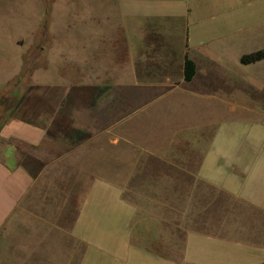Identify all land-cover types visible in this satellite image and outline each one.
<instances>
[{
  "label": "crops",
  "instance_id": "0c3cea01",
  "mask_svg": "<svg viewBox=\"0 0 264 264\" xmlns=\"http://www.w3.org/2000/svg\"><path fill=\"white\" fill-rule=\"evenodd\" d=\"M2 1L7 4L5 10H9L11 0H0V30ZM216 2L210 6L192 4L190 0H90V20L79 23L85 38L76 39L79 45L75 50L71 48L75 54L72 61H66L56 73L45 67L36 70L18 104L0 119V264H143L140 256H130L129 242L134 233L142 239V248L146 243L162 246L156 244V237H171L172 245H165L162 253H168L164 258L169 264L175 263L170 258L171 253L175 255L177 236H184L187 245L185 264H232L229 260H234L233 264L264 263V240L257 238L263 235L261 231L251 233L248 241L238 238L247 236L245 230L200 234L228 238L207 244L209 249L200 252L209 258L196 260L189 245L192 234L177 228L175 210L168 209L163 213L168 221L156 225L151 222L152 214L138 218L139 212L133 211L132 216L129 213L131 202L126 190L130 158L133 165L139 162L142 177L156 172V188L186 187L193 171L204 169L205 156L193 169V156L157 150L163 153L160 155L139 147L129 125L143 115L145 120L160 117L164 107L176 109L189 101L197 105L207 103L209 86L213 85L207 59L215 66L223 57L220 53L217 58L211 56V40L206 36L209 29L213 34L224 27V21L219 22L215 12L240 11L248 3L255 4L251 6L255 14L264 12V0ZM25 8L35 11L34 20L31 16L26 22L31 34L17 35L16 42L29 44L31 51L33 45L41 43L39 49L45 56L42 66L46 65L49 52L64 59L67 50L54 47L64 25L59 19L43 20L52 10L42 0H25ZM40 29L44 30L43 35H38ZM80 52L84 55H78ZM25 56V52L14 53L2 63L0 50V94L25 67ZM187 58L196 65V73L189 81L185 78ZM40 72L50 75L41 80ZM61 141L75 146L62 151ZM18 145L40 154L23 156ZM136 152L143 156L140 160H134L138 157ZM72 170L78 171L77 176L69 178L67 172ZM200 178L209 182L202 174ZM79 188L87 189L82 196ZM98 192L107 194L105 203L110 204L111 210L103 217L97 209L96 217L106 218V229L121 237L116 247L96 243L87 232L77 228L91 197ZM163 202L191 204L192 200L156 195V203ZM66 209L77 212L68 225ZM241 243L248 245V262H241L240 254L236 256L233 250ZM97 253L104 262L96 261ZM152 262L156 264V258Z\"/></svg>",
  "mask_w": 264,
  "mask_h": 264
},
{
  "label": "rangeland",
  "instance_id": "374dc122",
  "mask_svg": "<svg viewBox=\"0 0 264 264\" xmlns=\"http://www.w3.org/2000/svg\"><path fill=\"white\" fill-rule=\"evenodd\" d=\"M190 1L192 4L202 3L210 6L217 3V0ZM8 3L9 10H5L7 4L2 1L4 9L0 30L2 63L6 61L7 57L11 58L14 53L25 52L26 56L23 60L25 67L9 81L8 85L2 88L0 94L1 120L18 104L32 81L31 75L35 74L36 70L40 71L41 67H45L48 72L56 73L59 67L67 63L66 61H72L75 54L71 48L74 49L79 45L76 39L80 36L85 38L83 33L81 35L79 23H83L82 20H90V0H42L43 5L52 10H49L48 18L45 16L43 20L59 19L60 23L64 25L63 29L60 28V38L54 47L67 50L64 59L57 58L52 52H49L46 65L42 66L45 56L39 49L41 43L33 45L31 51L29 44H18L14 39L17 35L31 34V28L27 26L26 22L31 19V16L34 20L35 11L24 10L25 0H11ZM28 3L30 4L31 1ZM226 3L228 0H225ZM252 5L255 4H245L240 11L215 12L216 16H219V22L224 21V27H220L217 33L213 34L212 29H209L206 36H209L211 40V50H213L211 56L217 58V53H220L223 57H219L215 66L211 64V60L207 59L209 71L212 73L209 77L212 78L213 83L209 86L207 103L199 102L197 105L195 101H189L185 102L183 107H176V109L164 107L160 117H150L145 120L143 115L129 125L139 147L155 150L160 155L163 153L157 150L173 153V155L193 156V169L198 167L197 161L203 160L205 156L203 171H193L190 182L187 177L186 187L156 188V172L145 173L150 176L142 177L144 173H141V169L138 168L139 162L133 165L131 158L127 170L129 188L126 192L131 202L130 216L133 211L140 213L138 218L152 214L151 222L156 225L168 221L164 219L163 215L168 212V209L175 210L177 212L175 215L178 217L177 228L186 229L192 234L189 236L190 239L192 238L189 245L192 247V254L196 260L209 258L206 253L200 252L209 249L207 244H218L220 240L222 242L223 238H228L208 237L200 234H214L223 230H245L244 234L247 236L238 238L248 241L251 233L261 231L263 235L257 238L264 240V59L252 62V64H244L239 59L240 54L264 49V12L255 14L254 8H251ZM43 34L44 30L40 29L38 35ZM215 37L219 39L215 41ZM64 38L68 41L64 42ZM27 39L30 40L31 36ZM44 40L46 41V38ZM49 46L51 47L50 44ZM86 52L83 53L87 54ZM83 53L80 52L78 55L82 56ZM15 62V66H18V61ZM12 65L13 62L10 63V67ZM10 69L12 70V68ZM70 69L73 70L72 67ZM48 72H40L38 77L41 80L48 78L50 75ZM51 77L53 76L49 78ZM55 78H57L56 75ZM59 145L62 151L75 146L69 141H61ZM129 147H135V145ZM17 148L23 156L40 154L25 145H18ZM140 152H136L138 157L134 160L137 158L140 160L143 157L139 156ZM143 153L145 152L143 151ZM152 166L154 165H150V167ZM77 172L72 170L67 174L69 178H73L77 176ZM201 174L206 176L209 182L202 180ZM182 183L185 185V182L182 181ZM86 190L79 188V191L82 192L81 196ZM156 195L188 197L192 203L169 204L163 202L159 204L156 203ZM106 197L107 194L100 192L91 197L92 200L85 209L86 214L80 224L79 221L77 222V228L87 232V235L96 243L98 241L100 244L116 247L120 245L119 238L121 237L113 236L111 230L106 229V218L97 220L96 217L97 209L100 214H103V217L106 216L107 210H111L110 204L105 203ZM72 201L73 204L77 203L76 200ZM76 213L72 210H65L66 225L71 222L70 218ZM184 213H186L185 218H181V216L184 217ZM168 219L172 224V218ZM139 222L141 220H137V223ZM147 222L149 223V221ZM157 228L163 227L158 226ZM251 237L253 238V236ZM176 238L175 255L171 253L170 259L176 264H185L187 259L184 253L187 245L183 242L184 236ZM232 238L229 237V239ZM156 240V244L162 246L146 243L142 248L139 244L142 239L134 233L131 235V242H129L130 256H140V259H144L143 264H155L152 262L155 258L156 264H169L170 262L165 261L166 258H164L168 253L164 256L162 253L165 251L164 246L172 245L173 240L169 236L156 237ZM231 244L234 245V243H228V245ZM248 249V245L241 243L233 250L236 252V256L240 254L238 259L241 262H248ZM124 251H121L123 255ZM236 256L235 260L238 261ZM104 260L97 253L96 261L104 262ZM132 260L135 261L133 258ZM229 262L235 263L234 260H229ZM175 263L171 262V264Z\"/></svg>",
  "mask_w": 264,
  "mask_h": 264
},
{
  "label": "trees",
  "instance_id": "16d2710c",
  "mask_svg": "<svg viewBox=\"0 0 264 264\" xmlns=\"http://www.w3.org/2000/svg\"><path fill=\"white\" fill-rule=\"evenodd\" d=\"M264 59V49L257 50L255 52L244 54L241 57V62L244 64H249L256 62L258 60ZM196 73V65L193 60L187 58L185 63V78L186 80H191Z\"/></svg>",
  "mask_w": 264,
  "mask_h": 264
},
{
  "label": "water",
  "instance_id": "95a60500",
  "mask_svg": "<svg viewBox=\"0 0 264 264\" xmlns=\"http://www.w3.org/2000/svg\"><path fill=\"white\" fill-rule=\"evenodd\" d=\"M264 264V263H263Z\"/></svg>",
  "mask_w": 264,
  "mask_h": 264
}]
</instances>
